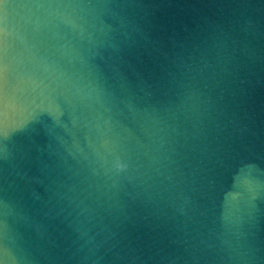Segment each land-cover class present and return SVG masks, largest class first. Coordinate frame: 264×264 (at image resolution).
Segmentation results:
<instances>
[{
  "label": "water",
  "instance_id": "obj_1",
  "mask_svg": "<svg viewBox=\"0 0 264 264\" xmlns=\"http://www.w3.org/2000/svg\"><path fill=\"white\" fill-rule=\"evenodd\" d=\"M0 264H264V0H0Z\"/></svg>",
  "mask_w": 264,
  "mask_h": 264
}]
</instances>
